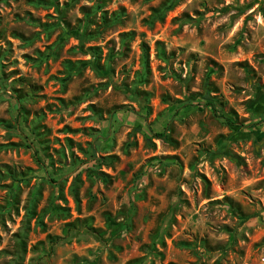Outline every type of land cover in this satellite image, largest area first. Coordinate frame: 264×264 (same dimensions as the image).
<instances>
[{
    "label": "rangeland",
    "instance_id": "rangeland-1",
    "mask_svg": "<svg viewBox=\"0 0 264 264\" xmlns=\"http://www.w3.org/2000/svg\"><path fill=\"white\" fill-rule=\"evenodd\" d=\"M172 3L0 0V264H264V1Z\"/></svg>",
    "mask_w": 264,
    "mask_h": 264
},
{
    "label": "trees",
    "instance_id": "trees-1",
    "mask_svg": "<svg viewBox=\"0 0 264 264\" xmlns=\"http://www.w3.org/2000/svg\"><path fill=\"white\" fill-rule=\"evenodd\" d=\"M174 2L175 0H173V3ZM173 3L169 6V8L173 7ZM198 98H200L203 102V106L208 107L215 117L223 119L228 126L236 125L235 120L224 113L221 103L212 96V92L208 88V84L206 85L203 94L199 95ZM6 127L11 128V125H7ZM153 138L166 143L170 142L169 137L165 132L155 134L153 135Z\"/></svg>",
    "mask_w": 264,
    "mask_h": 264
},
{
    "label": "water",
    "instance_id": "water-1",
    "mask_svg": "<svg viewBox=\"0 0 264 264\" xmlns=\"http://www.w3.org/2000/svg\"><path fill=\"white\" fill-rule=\"evenodd\" d=\"M262 1H264V0H262Z\"/></svg>",
    "mask_w": 264,
    "mask_h": 264
}]
</instances>
